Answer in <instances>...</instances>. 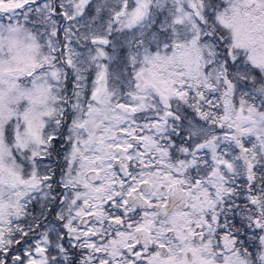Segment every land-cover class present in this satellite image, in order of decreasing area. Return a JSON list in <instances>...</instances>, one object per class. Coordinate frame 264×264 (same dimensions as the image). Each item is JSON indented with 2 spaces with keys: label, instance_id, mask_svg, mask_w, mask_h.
Here are the masks:
<instances>
[{
  "label": "snow or ice",
  "instance_id": "6c2138e0",
  "mask_svg": "<svg viewBox=\"0 0 264 264\" xmlns=\"http://www.w3.org/2000/svg\"><path fill=\"white\" fill-rule=\"evenodd\" d=\"M0 264H264V0H0Z\"/></svg>",
  "mask_w": 264,
  "mask_h": 264
}]
</instances>
